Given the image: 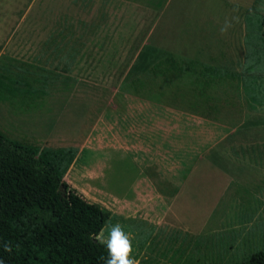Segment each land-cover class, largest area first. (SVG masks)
I'll return each mask as SVG.
<instances>
[{
	"label": "rangeland",
	"instance_id": "374dc122",
	"mask_svg": "<svg viewBox=\"0 0 264 264\" xmlns=\"http://www.w3.org/2000/svg\"><path fill=\"white\" fill-rule=\"evenodd\" d=\"M263 16L264 0H0V133L75 148L63 181L139 264H237L264 248Z\"/></svg>",
	"mask_w": 264,
	"mask_h": 264
},
{
	"label": "trees",
	"instance_id": "16d2710c",
	"mask_svg": "<svg viewBox=\"0 0 264 264\" xmlns=\"http://www.w3.org/2000/svg\"><path fill=\"white\" fill-rule=\"evenodd\" d=\"M256 25L264 44V16ZM76 154L0 133V264H103L107 248L91 234L100 232L108 213L63 181ZM237 264H264V248Z\"/></svg>",
	"mask_w": 264,
	"mask_h": 264
},
{
	"label": "clouds",
	"instance_id": "9594fccd",
	"mask_svg": "<svg viewBox=\"0 0 264 264\" xmlns=\"http://www.w3.org/2000/svg\"><path fill=\"white\" fill-rule=\"evenodd\" d=\"M235 22H239L238 17L232 18ZM226 28H221V33L224 34L229 28L233 26L229 20L226 19ZM91 238L103 244L107 248V256L101 257L103 264H139V260L132 258V244L128 235L122 229V226L117 223L112 226L108 236L104 237V232L101 230L98 234L92 233ZM4 250L11 252V245L5 244Z\"/></svg>",
	"mask_w": 264,
	"mask_h": 264
}]
</instances>
